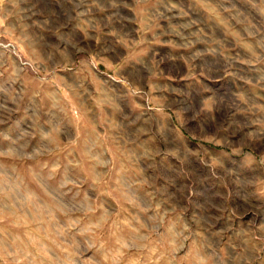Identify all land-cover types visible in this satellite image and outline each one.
Returning a JSON list of instances; mask_svg holds the SVG:
<instances>
[{
	"label": "rangeland",
	"instance_id": "obj_1",
	"mask_svg": "<svg viewBox=\"0 0 264 264\" xmlns=\"http://www.w3.org/2000/svg\"><path fill=\"white\" fill-rule=\"evenodd\" d=\"M0 264H264V0H0Z\"/></svg>",
	"mask_w": 264,
	"mask_h": 264
}]
</instances>
